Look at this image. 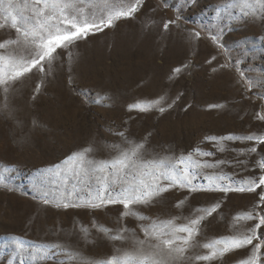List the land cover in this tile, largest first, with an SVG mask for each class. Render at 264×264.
<instances>
[{"label": "rangeland", "instance_id": "obj_1", "mask_svg": "<svg viewBox=\"0 0 264 264\" xmlns=\"http://www.w3.org/2000/svg\"><path fill=\"white\" fill-rule=\"evenodd\" d=\"M7 2L0 4V23L6 25L0 28V42L17 35L10 18L5 19ZM20 2L13 0L14 5ZM170 20L175 23L165 30L163 24ZM161 97L147 111L129 110L131 104L147 106ZM258 113L264 115V16L244 15L240 0H142L131 18L58 50L51 71L34 70L7 94L0 87V264L103 260L133 251L135 238L146 239L143 228L173 217H178L176 224L186 223L195 209L216 203L220 207L201 223L200 244L252 227L255 221L234 223L237 214L259 203L251 192L189 194L170 188L149 203L133 205L137 215L129 216L121 215L126 210L119 203L86 206L98 185L94 179L71 177L70 157L91 146V159L110 160L117 154L113 145L126 147V138L146 141V159L192 155L212 164L226 161L200 169L197 184H207L203 177L216 174L234 181L258 179L264 175L256 165L264 159V144L205 139L264 135ZM251 147L257 151L248 152ZM197 149L214 155L202 156ZM122 228L127 229L124 240L110 238ZM258 231L264 232V226ZM13 237L24 241L23 252L17 251ZM54 245L60 247L47 259L32 255ZM251 249L195 264H239ZM64 250L78 258L70 259ZM196 251L206 254L208 249ZM261 254L264 262V247Z\"/></svg>", "mask_w": 264, "mask_h": 264}, {"label": "snow or ice", "instance_id": "obj_2", "mask_svg": "<svg viewBox=\"0 0 264 264\" xmlns=\"http://www.w3.org/2000/svg\"><path fill=\"white\" fill-rule=\"evenodd\" d=\"M2 3L3 0H0V4ZM240 3L244 15L264 16V0H240ZM141 4L142 0H22L14 5L13 0H8L7 8L4 9L7 12L5 19L7 21L10 18V27L17 35L14 39H4L0 42V50H3L0 51V87L3 92L7 94L17 81L26 78L34 70L41 73L51 71L58 50L69 49L76 41L86 39L89 34L103 31L105 27H112L121 18H131ZM174 23L175 21H166L163 28L167 30L169 25ZM5 26L4 23H0V28ZM193 35L199 38L200 33L195 32ZM213 40H216V37H213ZM212 59L214 60L215 57ZM180 71V68L174 69L176 73ZM249 86H252V81L249 82ZM39 88L38 84L37 91ZM162 100L163 97L147 106L134 103L129 105V110L147 111L154 105L160 104ZM210 107H222V105ZM159 111L164 112L165 108L160 107ZM257 118L264 120V115L258 113ZM119 135L123 137L124 133ZM205 139L254 141L257 145L264 144V135L256 134ZM125 144L126 147L113 145L117 154L110 160L91 159L90 153L93 152L91 146L73 153L70 157L73 161L71 177L78 180L94 179L98 185L95 199L85 202L86 206L100 207L103 204L119 203L126 210L121 215L129 216L137 215L133 205L149 203L153 197L170 188L186 189L189 194L197 191H219L225 194L233 191L251 192L258 195L259 203L252 210L237 214L234 223L240 221H255V223L252 227L238 230L231 236L200 244L196 237L201 231V223L206 216L212 215L220 207V204L216 203L210 208L195 209L193 216L188 218L186 223L176 224L178 217H173L143 228L146 239L135 238L133 251L118 252L106 259L85 261L84 264H195L199 261H213L228 252L249 245L252 246L250 254L239 264H264L261 260L264 232L258 231L264 226V214H261L264 213V207H261L264 205V189L257 192V189L264 186V175H260L258 179L249 177L241 181H234L231 177L220 174L207 175L203 177L207 184H197L194 180L201 175L200 169L217 167L225 164L226 161L218 160L212 164L193 159L192 155L176 159H146V141L132 142L125 138ZM218 150L224 151V148ZM196 151L200 152L199 149ZM247 151L255 153L257 147H251ZM200 154L214 155L213 152H200ZM256 165L264 170V159L258 160ZM225 179L228 183H223ZM114 186H119V191H116ZM187 199L188 197H185L178 201L176 207H182ZM44 203H49V200L44 199ZM56 206L61 205L57 203ZM63 206L67 208L70 205L64 203ZM257 208L259 211H256ZM125 231L127 229L122 228L110 238L124 240ZM12 240L17 251L23 252L24 241L19 237H13ZM253 241L259 242L254 244ZM58 247L60 246H43L32 255L47 259L54 254V248ZM199 248L208 249V252L201 254L196 251ZM64 255L70 259L78 258V254H74L71 250H64ZM79 259L83 260L82 257Z\"/></svg>", "mask_w": 264, "mask_h": 264}]
</instances>
